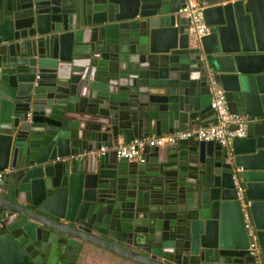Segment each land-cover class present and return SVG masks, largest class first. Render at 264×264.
Instances as JSON below:
<instances>
[{"label": "water", "instance_id": "95a60500", "mask_svg": "<svg viewBox=\"0 0 264 264\" xmlns=\"http://www.w3.org/2000/svg\"><path fill=\"white\" fill-rule=\"evenodd\" d=\"M185 1L0 0V264H264V0H198V40ZM211 81L230 146L84 154L212 123Z\"/></svg>", "mask_w": 264, "mask_h": 264}, {"label": "built area", "instance_id": "2783aa9c", "mask_svg": "<svg viewBox=\"0 0 264 264\" xmlns=\"http://www.w3.org/2000/svg\"><path fill=\"white\" fill-rule=\"evenodd\" d=\"M182 16L188 20V32L193 39H201L209 33V26L205 23L203 6L198 0H186L184 6L179 9ZM211 108L215 112V119L207 125H197L182 131H174L159 136H151L134 139L129 143L118 142L110 147L102 146L89 155L104 154L108 150H114L118 158H125L129 161L141 159L144 148L175 144L184 139H195L213 141L222 146H230L233 138L243 137L249 123L245 115L231 113L228 109L223 90L214 81L210 82ZM246 227L249 228L248 221ZM249 245L250 251H259L256 237L253 233Z\"/></svg>", "mask_w": 264, "mask_h": 264}, {"label": "crops", "instance_id": "0c3cea01", "mask_svg": "<svg viewBox=\"0 0 264 264\" xmlns=\"http://www.w3.org/2000/svg\"><path fill=\"white\" fill-rule=\"evenodd\" d=\"M215 113V112H214ZM211 121H214L211 120ZM197 125H191L189 128L195 127ZM119 142H121V139H119ZM148 147V146H147ZM108 150L107 152H109ZM86 155H89V153H84ZM119 259L103 250L100 249H90V254L88 255L86 264H119Z\"/></svg>", "mask_w": 264, "mask_h": 264}]
</instances>
